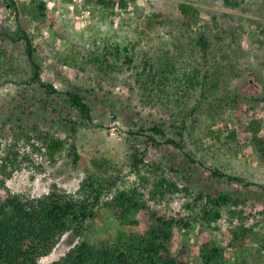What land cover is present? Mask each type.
Listing matches in <instances>:
<instances>
[{"label": "rangeland", "instance_id": "obj_1", "mask_svg": "<svg viewBox=\"0 0 264 264\" xmlns=\"http://www.w3.org/2000/svg\"><path fill=\"white\" fill-rule=\"evenodd\" d=\"M17 1L24 4L20 5L19 21L0 0V31L15 37L20 22L32 35L44 80L62 91L80 88L91 104L93 121L76 125V131L60 122L58 117L77 119L69 113L63 95L47 98L37 83L25 82L30 69L23 42L0 36V167L7 161V152L17 154L13 165L7 161L6 170L0 169V194L8 189L24 198H38L53 185L75 193L87 171L94 169V158L108 159L114 166L109 173L118 177L117 187H138L143 198H149V210L169 216L197 214L201 201L194 203L193 195L200 190H244L247 205L243 220L224 207L213 225L194 221L188 229L176 228L172 249L186 250L189 264H202L196 248L202 240L210 239L223 248L226 264H264V190L217 179L209 170L219 168L264 184V164L249 143L250 136L242 137L247 143L236 151L225 143L231 129L252 117L261 119L264 126V0H237V7L224 0H124L125 7L120 0H114L113 7L99 0H42L47 14L43 20L36 18L40 0ZM181 3L197 10L189 31L185 30L183 46L177 40V26L186 20ZM148 20L150 27L146 26ZM199 32H205L210 41L207 79L195 89H187L186 75L204 74L201 59L192 52ZM125 47L130 49L132 62L125 61ZM145 52L174 56L175 78L169 94L148 96L137 82ZM96 56L101 60L106 57L101 62ZM177 85L187 90L183 93ZM192 108L195 120L189 121L185 130L184 151L159 148L147 143L143 135L130 133L158 123L174 135L175 118ZM39 131L75 142L82 159L72 162L67 149L50 153L37 139ZM132 147L146 151L147 162L163 164L142 170L148 183L128 165ZM185 151L203 163H192L190 178L170 169L184 166ZM161 177L177 183L179 190L153 199L148 191ZM134 218L140 222L134 228L141 230L148 214L141 211ZM241 221L253 232L243 245L231 247L229 228ZM87 225L86 238L92 242L123 228L105 207ZM80 241V236L68 231L39 263L50 264Z\"/></svg>", "mask_w": 264, "mask_h": 264}, {"label": "trees", "instance_id": "obj_2", "mask_svg": "<svg viewBox=\"0 0 264 264\" xmlns=\"http://www.w3.org/2000/svg\"><path fill=\"white\" fill-rule=\"evenodd\" d=\"M224 1L232 7L239 5L237 0ZM99 2L108 7L115 5L114 0H99ZM20 5L24 6L17 0H3V6L17 18V21H19L22 10ZM120 5L125 7L126 2L120 0ZM179 7L187 20L177 26L179 30L177 40L180 46H183L182 41L186 37L185 30L189 31L197 10L192 5L185 3H181ZM36 8V18L45 19L47 15L45 2L42 0L36 2ZM151 25L152 22L148 20L146 26L150 27ZM14 34L15 37H12L10 34L0 31V36L6 35L13 41H22L24 44V52L30 69L29 79L24 81L37 83L47 98L63 95L69 113L74 114L77 119H72L70 116L67 118L58 117V119L64 125L69 126L72 131H76V125L84 122L91 123L93 121L92 107L86 94L78 87L62 91L52 82L45 81L32 35L20 22L17 23ZM194 45L196 49L192 52L201 59L200 66L203 68L204 74L201 77L196 73L186 75L189 85L185 86L187 89H195L198 84L205 82L210 64V41L207 34L199 32ZM179 48L177 47L178 50ZM124 49L127 51L125 61L132 62L133 56H128L130 49L128 47ZM116 51L118 52V47H116ZM173 58L172 54L160 56L146 52L141 56L142 69L138 72L137 82L143 90L148 92V96L158 97L160 94L170 93L168 89L172 87V78H175ZM95 59L103 62L99 56H96ZM177 88H181L183 93L187 90L186 88L182 89L179 85ZM180 109L184 108L180 107ZM195 111L192 108L188 112H183L184 116L182 113L175 118L174 135H170L167 129L158 123L147 127L140 126L130 133L143 135L148 139L147 143L153 146L184 151L186 146L185 130L189 127V121L195 120ZM245 135L250 136L249 143L256 149L259 162L264 164L262 120L252 117L246 124H240L231 129L225 140L228 149L236 151L244 146L247 142H244L242 137ZM27 137L30 138L29 135ZM37 139L52 154L67 149L72 162L77 163L82 159L75 142L68 143L65 139L56 137L47 131H39ZM9 153L7 152L4 161L7 160L13 165L17 160V154L13 150ZM7 161L1 164L2 171L8 167ZM128 163L130 169L146 183H148V178L145 173H142V170L150 168L152 165H156L157 168L163 165L147 162L146 151L140 152L137 147L130 148ZM192 163H195L196 166L197 163L203 164L201 160L194 158L191 152L185 151L184 166H171L170 169L190 178L194 169ZM92 165L94 169L87 171L75 193H69L53 185L48 193L38 198H24L8 189L6 194H0V264H40L39 258L49 254L68 231L80 236L81 241L50 264H189L185 259L186 250L173 251L172 249L176 228L188 229L194 221H201L208 226L213 225L221 217L224 207L229 210L232 216L241 218V220L245 217L244 207L247 205V197L244 190L239 192L221 190L218 193L200 190L193 195L194 203L201 201L197 214L192 217L169 216L149 210V198H143L144 193L139 191L138 187H117L118 177L109 173L113 171L112 167L114 168V166L108 159L94 158ZM209 170L211 175L217 179L226 178V180L238 182L246 188L255 185L264 190V184L256 183L244 176L221 171L219 168L209 167ZM2 186H4V181H2ZM183 189L187 193L191 192L188 186H184ZM178 190L177 183L161 177L151 184L148 193L154 199L159 194L164 196L166 191L176 192ZM110 193L111 196L106 198ZM103 207L111 211L123 228L103 239L92 242L86 238L87 224L97 217L99 210ZM141 211L146 212L148 218L145 226L140 230L134 228V225L140 224L134 216ZM252 232V228L246 226L242 221L232 225L229 228L228 245L231 247L243 245ZM196 252L202 264H226L223 248L210 239L202 240L197 246Z\"/></svg>", "mask_w": 264, "mask_h": 264}]
</instances>
